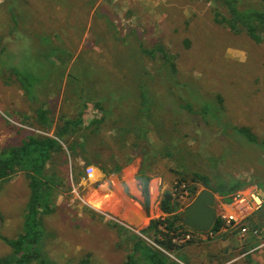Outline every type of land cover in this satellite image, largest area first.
I'll list each match as a JSON object with an SVG mask.
<instances>
[{
  "label": "rangeland",
  "instance_id": "obj_1",
  "mask_svg": "<svg viewBox=\"0 0 264 264\" xmlns=\"http://www.w3.org/2000/svg\"><path fill=\"white\" fill-rule=\"evenodd\" d=\"M239 3L258 5L255 0ZM215 12L227 14L211 0H0V150L20 144L25 130H33L30 118L37 119L40 110L50 119L52 136L60 116L77 113L75 95L82 89L89 106L82 116L85 125L100 117L91 107L89 91H115L118 107L136 112L140 100L135 96L147 88L149 101H158L166 112L164 118L145 116L138 128L137 153L123 165L120 178L88 167L79 183H72L71 175L63 180L56 189L54 212L40 218V258L49 264H77L88 256L90 264H124L129 244L120 235L136 234L152 244L140 232L151 220L168 217L159 208L165 191L179 190V212L185 213L193 200L186 190H174L177 177L172 170L180 169L152 150L162 146L157 131L166 138L168 126L175 123L186 137L180 145L189 172L205 174L219 186L246 185L229 202L214 194L215 216L226 217L224 226L217 233L195 230L174 240L180 249L166 256V264H264V149L235 131L249 127L264 137V34L261 43H254L244 32L217 24ZM139 45L161 46L172 55L174 68H163L159 56H143ZM15 73L22 76L24 87ZM206 106L212 110L202 113ZM158 120L164 127L155 128ZM146 152L158 157L148 174V213L135 179ZM101 154L108 162L110 153ZM77 162L83 165L79 157ZM26 181L19 172L0 182V259L11 255L2 238L23 233ZM252 189L263 201L258 209L249 201ZM237 194L250 208L233 221L228 217H237ZM109 207L117 213L108 214Z\"/></svg>",
  "mask_w": 264,
  "mask_h": 264
},
{
  "label": "trees",
  "instance_id": "obj_2",
  "mask_svg": "<svg viewBox=\"0 0 264 264\" xmlns=\"http://www.w3.org/2000/svg\"><path fill=\"white\" fill-rule=\"evenodd\" d=\"M211 1L218 3L227 13L215 12L213 20L217 24L235 33L244 32L254 43L259 44L262 42L264 34V0H255L258 4L255 7H243L240 5L239 0ZM139 46L143 56L150 59L159 56L163 68L166 64H170V67L174 68L172 55H169L161 46L151 48ZM16 76L20 83L23 82L22 76H19L18 73ZM75 81L78 80L74 76V84ZM21 85L24 84L21 83ZM82 90H79V93L75 95L76 100L74 103L76 104L75 108L78 110L77 113L69 118L60 116V123L55 125L52 136L48 135L50 129L47 127L50 119L46 116V111L40 110L37 119L30 118L32 119L30 128L33 130H25V135L20 144L7 146L0 150V182L23 172L26 175L29 189L23 233L15 239L2 238L4 243L11 248V255L0 259V264H31L33 261L39 264H49L44 258L39 257L40 253L37 245L43 235L39 225L40 218L54 212L56 189L64 182L63 180L68 181L69 175H71L72 183H79L81 179L86 177L85 170L88 167L99 169L105 176L115 175L120 178L123 165L129 164L133 154L137 153L135 148L139 144L137 139H140L137 135L138 128H140L142 122L146 121L145 116L150 118L155 113L158 117L164 118V115L161 114L166 113L162 108L163 106L158 104V101H149L150 96L147 93L150 90L147 88L135 96L140 100V105L134 108L136 112H124L123 108L118 107L116 101L119 94L115 91L100 90L96 94L89 91L91 94L89 98L91 99V107L94 111L100 113V117L92 118L85 125L82 116L89 106L82 98L81 93L84 92ZM209 110H212V107L206 106L202 109V113H207ZM179 113L181 114V112ZM36 123L38 126H36ZM172 125L168 126L169 136L166 138H162L161 133L157 131L156 136L162 146L159 149L152 150L173 160L175 166L180 169L172 170V174L177 177L174 190L179 188L186 190V197L192 201L197 195L198 187L201 186L213 194H217L225 201H231L230 197L243 189L246 184L244 186L239 184L219 186L216 183L211 184L209 176L205 174L189 172L183 164L185 159L184 149L180 145V141H184L186 137L183 136V130L178 127V124L173 123ZM161 127H164V124L158 120L155 123V128L159 129ZM35 131L40 133H35ZM104 131L107 132L106 135H104ZM235 131L239 138L264 149V137L259 138L252 133L249 127H236ZM111 132L114 133L111 134ZM145 144V146L150 145ZM93 145H96L97 148L92 149ZM165 145H167V150L164 148ZM168 147L170 148L169 152ZM105 151L110 153L108 162L103 159V153L101 154ZM156 153L149 156L146 152L143 155L142 165L135 177L140 185V193L143 198L141 205L145 213H148L149 209V182L151 177L148 174L157 166L158 157L155 156ZM77 157L83 162L82 166L77 162ZM82 168L83 171H80ZM67 187L70 190L68 184ZM124 191L128 195L125 187ZM178 191H165L162 195L159 208L168 217L151 220L148 226L140 232L141 235L148 237L153 242L152 244L136 234L126 235L123 233L120 235L121 239L129 244V254L124 264H166V256L171 254V251L180 249V245L173 241L196 232L183 224L182 217L185 213L179 212L181 202ZM90 212L96 214L98 219H103L101 214L94 211ZM224 224V219L217 216L210 232H219ZM189 242L191 240L186 243ZM88 259V256L84 257L77 264H90ZM171 264H174V262Z\"/></svg>",
  "mask_w": 264,
  "mask_h": 264
},
{
  "label": "water",
  "instance_id": "obj_3",
  "mask_svg": "<svg viewBox=\"0 0 264 264\" xmlns=\"http://www.w3.org/2000/svg\"><path fill=\"white\" fill-rule=\"evenodd\" d=\"M213 203L214 194L202 189L185 209L183 224L198 232L209 231L216 220Z\"/></svg>",
  "mask_w": 264,
  "mask_h": 264
},
{
  "label": "built area",
  "instance_id": "obj_4",
  "mask_svg": "<svg viewBox=\"0 0 264 264\" xmlns=\"http://www.w3.org/2000/svg\"><path fill=\"white\" fill-rule=\"evenodd\" d=\"M239 199H237V198ZM248 200H246L245 198H242V196L240 194H237L235 197H234V204H233V207H234V212L236 213L237 217H232V216H229V220H233V221H236L237 218H241L243 217L244 215L246 216L249 212L248 209L250 208V204L253 203V206H255L256 209L260 208L261 205H262V199L257 195V192L255 191V189H252L251 190V197L249 198V201H250V204L247 203ZM247 212V213H246ZM246 213V214H245ZM244 216V217H245ZM226 219V217H223L222 216V219Z\"/></svg>",
  "mask_w": 264,
  "mask_h": 264
},
{
  "label": "crops",
  "instance_id": "obj_5",
  "mask_svg": "<svg viewBox=\"0 0 264 264\" xmlns=\"http://www.w3.org/2000/svg\"><path fill=\"white\" fill-rule=\"evenodd\" d=\"M116 179H117V177H116ZM117 181H118V179H117ZM139 192H137L136 193V197H137V194H138ZM94 210H96L95 208H94ZM107 210L108 211H106L108 214H110V212H112V213H117V211L116 210H114V209H112V208H107ZM96 212H99L98 210H96Z\"/></svg>",
  "mask_w": 264,
  "mask_h": 264
},
{
  "label": "bare ground",
  "instance_id": "obj_6",
  "mask_svg": "<svg viewBox=\"0 0 264 264\" xmlns=\"http://www.w3.org/2000/svg\"><path fill=\"white\" fill-rule=\"evenodd\" d=\"M152 194L155 195V190H153V189H152ZM119 199H120V198H119ZM93 204H94V205H97V204H95V203H93ZM98 206H101V204L98 203ZM120 206H121V205H120ZM115 207H116V206H115ZM122 210H123V209H122Z\"/></svg>",
  "mask_w": 264,
  "mask_h": 264
},
{
  "label": "flooded vegetation",
  "instance_id": "obj_7",
  "mask_svg": "<svg viewBox=\"0 0 264 264\" xmlns=\"http://www.w3.org/2000/svg\"><path fill=\"white\" fill-rule=\"evenodd\" d=\"M215 212V211H214Z\"/></svg>",
  "mask_w": 264,
  "mask_h": 264
}]
</instances>
